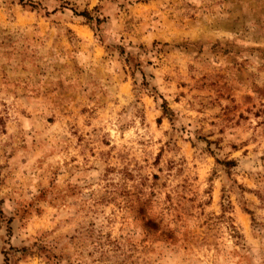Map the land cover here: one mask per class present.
Here are the masks:
<instances>
[{
	"label": "rangeland",
	"instance_id": "rangeland-1",
	"mask_svg": "<svg viewBox=\"0 0 264 264\" xmlns=\"http://www.w3.org/2000/svg\"><path fill=\"white\" fill-rule=\"evenodd\" d=\"M0 264H264V0H0Z\"/></svg>",
	"mask_w": 264,
	"mask_h": 264
},
{
	"label": "trees",
	"instance_id": "trees-1",
	"mask_svg": "<svg viewBox=\"0 0 264 264\" xmlns=\"http://www.w3.org/2000/svg\"><path fill=\"white\" fill-rule=\"evenodd\" d=\"M21 1V0H20Z\"/></svg>",
	"mask_w": 264,
	"mask_h": 264
}]
</instances>
